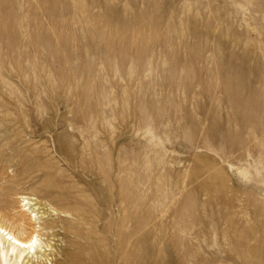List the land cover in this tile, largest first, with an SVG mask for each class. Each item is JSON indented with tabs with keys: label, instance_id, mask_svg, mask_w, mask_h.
Segmentation results:
<instances>
[{
	"label": "rangeland",
	"instance_id": "1",
	"mask_svg": "<svg viewBox=\"0 0 264 264\" xmlns=\"http://www.w3.org/2000/svg\"><path fill=\"white\" fill-rule=\"evenodd\" d=\"M21 197L42 248L0 264H264V0H0Z\"/></svg>",
	"mask_w": 264,
	"mask_h": 264
},
{
	"label": "bare ground",
	"instance_id": "2",
	"mask_svg": "<svg viewBox=\"0 0 264 264\" xmlns=\"http://www.w3.org/2000/svg\"><path fill=\"white\" fill-rule=\"evenodd\" d=\"M24 203L26 198H20ZM29 206V207H27ZM34 203L29 201L21 205L22 210L18 217H11L7 213L1 212L0 218L4 220L0 222V236L4 243H8L13 251H16L15 261L19 259L29 260L36 256L42 248V237L45 234L40 233L38 214L35 213ZM24 223L28 224L29 229L24 227ZM43 230L53 231L54 224L47 222Z\"/></svg>",
	"mask_w": 264,
	"mask_h": 264
}]
</instances>
